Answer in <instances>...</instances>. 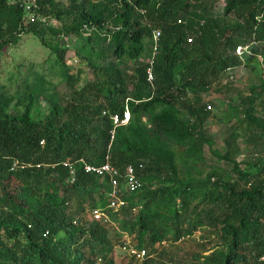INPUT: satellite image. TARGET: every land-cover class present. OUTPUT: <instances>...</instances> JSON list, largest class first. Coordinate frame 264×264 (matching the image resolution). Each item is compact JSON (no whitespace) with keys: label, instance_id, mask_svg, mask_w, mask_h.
<instances>
[{"label":"trees","instance_id":"1","mask_svg":"<svg viewBox=\"0 0 264 264\" xmlns=\"http://www.w3.org/2000/svg\"><path fill=\"white\" fill-rule=\"evenodd\" d=\"M216 1L37 0L34 22H26L20 0H0V51L33 34L54 55L68 86L62 100L52 95L42 119L30 112L32 92L27 106L14 112L1 97L0 264H113L107 226L82 220L90 208L107 205L109 187L85 173L80 159L90 165L108 159L121 174L134 167L137 190L120 178L128 206L106 213L146 251L141 264H173L159 251L163 242L205 226L221 242L190 264H264V165L242 167L234 158L237 148L226 142L214 156L230 165L228 171L181 178L172 149L203 161L205 147L211 149L204 132L210 88L226 71L264 68L256 48L251 56L235 52L253 41L264 44V0H223V15L213 16ZM155 31L160 37L151 84L146 68ZM65 39L81 43L72 47L74 73L66 68ZM259 88L264 92V79ZM240 101L249 107L233 120L262 139L264 116L255 115L253 98ZM126 111L128 122L114 126L112 116L123 119ZM14 161L24 168L11 171ZM65 162L75 165L73 182Z\"/></svg>","mask_w":264,"mask_h":264},{"label":"rangeland","instance_id":"2","mask_svg":"<svg viewBox=\"0 0 264 264\" xmlns=\"http://www.w3.org/2000/svg\"><path fill=\"white\" fill-rule=\"evenodd\" d=\"M20 1L28 12L26 22H31V20L29 21L30 15H35L34 9H32L34 8L32 7L34 0ZM55 1L61 5H66L63 3L66 0ZM27 7H31V9L28 10ZM223 7V0H218L211 4L210 12L213 16H222ZM49 20L52 26H59V22L55 18L51 17ZM79 43L74 39L63 40L67 49L65 53L66 68L70 70V73H74L76 68L72 61L75 54L72 47ZM99 44L101 46L106 45L102 41H99ZM255 48L263 56L264 44L258 43ZM54 61L55 58L51 51L44 47L39 38L33 34H22L17 44L9 45L0 51V101L2 96L10 100L8 111L14 112L17 107L23 110L30 102L28 94L32 92L36 96V100L33 102L30 112L36 119H42L50 110L49 100L52 95L59 100L64 98L68 86L59 74L61 68L54 65ZM263 79V71L257 73L256 70L248 66L238 67L221 75L218 84L210 88L204 99L206 110L210 113L204 123V132L211 138V149L205 147L204 160L196 161L187 159L183 155L182 148L172 145L176 154L175 163L179 177L185 178L190 172L192 177L200 179L213 170L228 171L230 165L220 162L214 156L216 152H224L226 142L231 147L237 148L238 152L234 158L242 167L248 163L264 165V137L262 139L253 137L254 128H246L243 123L238 124L233 120L236 117L243 118L248 109V103L240 101L241 98L245 97L253 98L255 115L260 118L264 116V92L260 91L259 88ZM217 87H219L218 91ZM251 88L254 90L251 91ZM238 96L242 97L238 98ZM183 114L186 113L183 112ZM185 118L187 117L185 116ZM82 218L87 222L90 221L88 212H85ZM110 220L109 223L102 224L107 226L109 238L113 244L111 252L113 264H141L147 254L143 258L134 256L131 258L123 251L124 244L137 247L136 239L120 231L118 224L113 222L111 218ZM116 232L120 234L117 235ZM220 242L218 234H214L210 227L205 226L191 235L182 236L176 242L166 244L163 242L159 251L166 252V258H171L173 264H190L195 255L209 254L219 247ZM158 257L157 254L153 256L155 260ZM96 264L103 263L97 260Z\"/></svg>","mask_w":264,"mask_h":264},{"label":"built area","instance_id":"3","mask_svg":"<svg viewBox=\"0 0 264 264\" xmlns=\"http://www.w3.org/2000/svg\"><path fill=\"white\" fill-rule=\"evenodd\" d=\"M33 6L35 5V0L33 1ZM28 10L31 9V7H27ZM33 9V8H32ZM31 18V19H30ZM34 22L35 16L33 14L30 15L29 21ZM178 23H180V20H177ZM159 37L160 33L158 31H155L152 36L153 41V47H152V56L148 60V67L146 68V74H147V81L152 84L153 82V73H152V66L154 63V56L157 52L158 43H159ZM190 42V40H188ZM257 46V43L253 41L251 44L238 46L236 48V54L238 56H251L252 55V49H254ZM258 58L261 60L262 58L258 56ZM76 62V60H74ZM264 71V68H263ZM113 124L114 126H120L125 125L129 120V113L126 111L124 114L123 119H119L117 115L112 116ZM113 134V132H111ZM107 159V158H106ZM79 163L82 164V169L85 173L93 174L97 177H99L102 182H106V184L109 187V190L107 192V198L108 203L104 208L96 207V208H90L87 212L90 217L91 221L100 222V223H109L110 216L107 215L106 210L109 209L112 212L116 213L120 211L123 208H126L128 206V203L120 196V178L123 180V184L130 190L134 191L137 190L139 187L138 180L135 175V170L133 166H128L123 174L119 173V171L108 161L101 164V165H90L86 164L82 159L79 160ZM64 166H66L69 170V174L71 176V181H74L75 178V165L73 163L65 162L63 163ZM24 165L20 164L18 161H14L11 165L10 170H18L23 169ZM136 209L132 208L131 211L134 212ZM87 219V218H86ZM83 220V219H82ZM86 220H83L85 222ZM75 223V222H74ZM122 250L125 251L129 256L136 257V258H143L146 255V251L143 249H138L135 246H131L129 244H124L122 247Z\"/></svg>","mask_w":264,"mask_h":264}]
</instances>
